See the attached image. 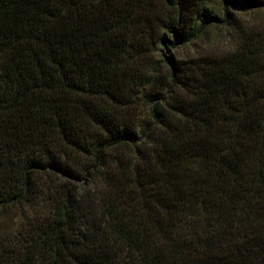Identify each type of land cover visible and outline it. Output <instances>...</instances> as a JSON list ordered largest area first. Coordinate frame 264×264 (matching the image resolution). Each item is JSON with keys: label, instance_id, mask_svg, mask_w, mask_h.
<instances>
[{"label": "trees", "instance_id": "16d2710c", "mask_svg": "<svg viewBox=\"0 0 264 264\" xmlns=\"http://www.w3.org/2000/svg\"><path fill=\"white\" fill-rule=\"evenodd\" d=\"M213 3L0 0V264H264V0Z\"/></svg>", "mask_w": 264, "mask_h": 264}, {"label": "rangeland", "instance_id": "374dc122", "mask_svg": "<svg viewBox=\"0 0 264 264\" xmlns=\"http://www.w3.org/2000/svg\"><path fill=\"white\" fill-rule=\"evenodd\" d=\"M213 5L215 8L220 9L217 0H214ZM231 23L235 21L237 25H241L242 28L249 29L250 27H264V10H248L245 12H232L231 16L228 18ZM224 38V37H223ZM202 40L192 42L187 44L178 50L172 48L163 49V53H170L177 58H185L188 56L196 55L205 51H213L215 48H223L229 44L228 40H223L222 42H216L213 45H206ZM17 222L16 213L13 210H2L0 209V230H9L14 227Z\"/></svg>", "mask_w": 264, "mask_h": 264}]
</instances>
